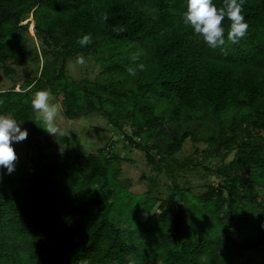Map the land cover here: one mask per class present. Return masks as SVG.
<instances>
[{"label": "trees", "instance_id": "trees-1", "mask_svg": "<svg viewBox=\"0 0 264 264\" xmlns=\"http://www.w3.org/2000/svg\"><path fill=\"white\" fill-rule=\"evenodd\" d=\"M214 2L218 8L223 4ZM242 8L248 24L245 37L213 48L183 23L185 0H0V74L13 77L32 57L39 66L43 57L39 78L19 92L0 91V115L31 129L28 149L34 166L32 179L20 181L14 192L9 191L6 173L0 172V264H255L254 257L264 255V207L254 230L234 233L232 228L234 216L241 217L237 209L249 208L250 197L243 190L251 183L264 189V146L259 137L264 131V0H243ZM30 14L42 42L41 55L30 50L29 28L21 24ZM229 24L226 18L225 33ZM86 33L92 40L82 47L78 38ZM136 53L144 67L130 76L126 69L135 67ZM84 54L98 55L105 75L77 83L68 76L67 63ZM41 89L61 97L69 120L107 113L124 141L146 152L147 162L160 169L173 166L194 115L213 124L208 139L213 145L217 142L219 153L236 144L235 134L228 135V124L235 132L249 123L238 159L247 165L248 178L230 174L237 160L220 172L228 187L225 235L213 237L218 213L224 209L222 190L198 197L186 224L171 200L159 207L157 220L144 224L137 215L146 212L141 210L145 202L118 183L116 166L107 155L80 157L75 179H63L56 159L48 162L46 146L36 134L30 101ZM152 97L175 101L170 115L179 128L167 136L166 149L161 142L149 146L163 137L158 130L164 115L152 106ZM241 110L251 112L238 123ZM124 116L134 120L132 136L114 121ZM160 150L165 158L157 161L150 151L160 156ZM93 186H98V193ZM206 204L211 216L201 210ZM200 221L205 222L204 232L196 230ZM150 223L153 226L145 232ZM138 242L149 246L141 251Z\"/></svg>", "mask_w": 264, "mask_h": 264}, {"label": "rangeland", "instance_id": "rangeland-1", "mask_svg": "<svg viewBox=\"0 0 264 264\" xmlns=\"http://www.w3.org/2000/svg\"><path fill=\"white\" fill-rule=\"evenodd\" d=\"M21 24L27 25L29 28L28 43L30 50L33 52L37 51L41 55L43 46L41 40L36 36V24L33 20V15H24ZM79 56L84 57V64L76 62ZM77 57L70 60L66 68L68 76L74 82L79 83L84 80L94 82L100 76L105 75L106 68L99 62L98 55L84 54L78 55ZM40 61L41 65L39 66L36 58L32 57L27 64L16 68V74L13 77H5L3 74H0V91L15 89V91L19 92L22 87L31 84L40 77L43 67L42 56L40 57ZM50 93V103L60 105L56 124L61 129L62 134L58 133L54 136L43 130V124L37 117L36 112L35 128L37 136L46 146L45 154L49 156L48 162L51 163L52 160L56 159L54 165L61 170L60 174L63 179H69L71 181L75 179L74 167L79 164L80 157L107 155L108 158L113 160L116 166L118 183L126 189L127 193L140 197L142 199L141 202H145L141 210L146 212H138L137 215L138 220L144 224L152 218L157 220L161 214V212H158L159 207L169 200L173 201L177 206L181 222H185L186 224V221L190 220L188 219L191 211L190 207L198 197L211 190L215 192L222 190L224 198L222 200V207L224 209L222 208L218 213L219 222H216L218 228L215 229L213 237L217 238L225 235L222 227L223 224H227L228 187L226 185V178L220 175V172H225L228 166L234 160H237V165L232 168L230 174L241 179L248 178L249 174L246 171L247 165L238 159L241 157L240 146L246 141L249 123L240 124L238 126L240 128L235 130V132H232L233 125L231 126V123L228 124V135L232 136L235 134L237 139L236 144L233 150L219 153L216 150L217 142L213 145L209 142L210 139H208L209 136H212L210 129L214 128L213 124L207 119L204 120L202 117L197 118L194 115L196 120L191 122L190 127L186 126L188 138L183 143L181 151L175 156L173 166L170 169H160L156 165L154 166L147 162L148 154L146 152L134 149L124 141L123 135L118 131L117 127L113 126L107 113L101 112L81 116L75 120H69L65 117V107L61 101V97L51 91ZM150 100L152 106L157 108L158 114L161 116L164 115V120L163 126L158 130L161 131L163 137L156 138L157 140L152 141L149 146L159 145V142L163 145L165 143L167 144L165 142V140H168L167 136L172 135L173 131H177L179 128L178 123L170 115L175 101L154 99L153 97ZM250 112L248 110L239 111L238 123L242 115L247 116ZM232 115L229 117H232ZM227 119L230 120L229 118ZM114 121L128 136L133 135L134 120L132 118H125L124 116L122 119H114ZM22 129H27L28 136L25 140L12 144L17 156V159L14 161V170L8 173L7 169L0 168V172H5L9 178L8 188L10 192L19 190L20 181L23 183L29 182L34 173L32 155L28 149V137L31 129L29 127H22ZM259 137L264 146V131L261 132ZM160 152L162 154L156 156V151H150L151 155L156 157L157 161L164 157L163 151L160 150ZM187 163L190 165H187ZM67 166L71 167L69 173L65 171ZM92 191L98 193V186H93ZM243 192H247L250 197L247 201L249 208L242 206L237 209V213L241 214V217L234 216L232 222L234 233L250 232L251 229L254 230L256 219L263 216L264 189L256 183H251ZM149 202L153 203L151 207L148 204ZM201 210L207 216L213 214L208 204L202 205ZM171 223L172 220L168 222L167 227ZM121 226L123 228L127 227L126 224H122ZM152 226L153 223H150V226L146 227L144 231L148 232ZM183 227L185 228V225ZM205 229V222L200 221L199 228L196 230L204 232ZM137 246L143 251L142 248L149 245H146L145 242H138ZM249 261H251V258ZM252 262L255 264L264 262V255L255 256ZM143 263L149 264V261Z\"/></svg>", "mask_w": 264, "mask_h": 264}, {"label": "clouds", "instance_id": "clouds-1", "mask_svg": "<svg viewBox=\"0 0 264 264\" xmlns=\"http://www.w3.org/2000/svg\"><path fill=\"white\" fill-rule=\"evenodd\" d=\"M185 4L183 23L191 29L194 36L208 46L213 48L223 46L226 40L236 44L245 37L248 24L242 15L243 0H223L219 8L214 0H185ZM226 18L230 24L225 33L223 21ZM91 40V34L86 33L78 38V43L83 47L91 43ZM139 59L138 53L132 55L135 67L126 69L130 76H135L137 69H143L144 65L138 63ZM76 62L84 64L85 59L79 56ZM50 96L49 90L41 89L33 94L30 104L43 124L42 129L56 136L58 133L62 134L56 124L60 105L50 103ZM27 136V129H22L21 123H18L14 117L0 115V168L7 169L8 173L14 170V161L17 156L12 144L25 140Z\"/></svg>", "mask_w": 264, "mask_h": 264}]
</instances>
